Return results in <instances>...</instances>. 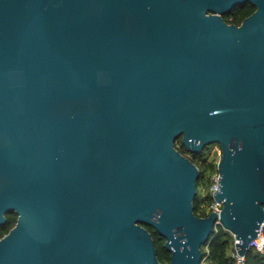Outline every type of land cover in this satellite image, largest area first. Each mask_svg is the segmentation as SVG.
I'll return each instance as SVG.
<instances>
[{"label": "water", "instance_id": "1", "mask_svg": "<svg viewBox=\"0 0 264 264\" xmlns=\"http://www.w3.org/2000/svg\"><path fill=\"white\" fill-rule=\"evenodd\" d=\"M251 2L241 24L224 15ZM217 142L220 212H195ZM0 264H203L264 229V0H0Z\"/></svg>", "mask_w": 264, "mask_h": 264}, {"label": "trees", "instance_id": "2", "mask_svg": "<svg viewBox=\"0 0 264 264\" xmlns=\"http://www.w3.org/2000/svg\"><path fill=\"white\" fill-rule=\"evenodd\" d=\"M238 7L239 5L236 6L232 12L224 15L225 19L227 20V17H232V20L230 21L231 23H239L241 22L245 14H248L247 11L251 10L246 8L241 10L238 9ZM250 8H252L251 5ZM176 147L185 155H187L189 158H191L200 167L201 169L200 179L204 176V168L200 166L199 164L200 161L205 167L207 166L212 169V174L218 171L217 164L214 161L209 160V158L205 156L206 150L208 149L209 146H207L203 150V152L199 154H195L186 148V146L182 142V137H180L176 141ZM211 179L212 177L210 176L206 181V184L208 186L211 182ZM198 193H199V189H198ZM204 198L212 200L213 196L209 191L204 196ZM195 212L199 216L206 215L204 212H202L201 202L199 201L198 194L195 200ZM15 221H16L15 213L10 214L7 223L0 226V238L4 236L7 232H9V230L14 226ZM147 227L153 232L156 246L158 248L159 259L162 262L168 264V262L170 261L171 253L164 246L165 238L160 237L159 233L155 231L153 227L149 225H147ZM207 244H209L208 250L206 249ZM207 244L203 245V250H204L203 264H237V260L233 255V252L235 250V237L229 230L224 228L223 225L218 226L217 230L215 231V234L212 236L210 241L207 242ZM244 264H264V251H259L258 249L251 247L250 251L245 256Z\"/></svg>", "mask_w": 264, "mask_h": 264}, {"label": "built area", "instance_id": "3", "mask_svg": "<svg viewBox=\"0 0 264 264\" xmlns=\"http://www.w3.org/2000/svg\"><path fill=\"white\" fill-rule=\"evenodd\" d=\"M219 178H220V173H219V171H217L213 175V183H212V186L210 189V193L212 194L213 198L209 202L207 208L205 210L202 209V212H204L206 215H208L212 211L220 212L223 208V203L214 198L215 191L220 189V186H221V185H219ZM219 225H222V224H218V226ZM218 226H216V230H217ZM234 237H235V250L233 252V255L235 256V258L237 260V264H244L245 256L240 255L238 253V250L236 247V243L239 241V239H237L235 235H234ZM251 247L258 249L259 251H264V229H262L259 232V234L257 235V237L251 242ZM208 248H209V244L206 245L207 250H208Z\"/></svg>", "mask_w": 264, "mask_h": 264}, {"label": "rangeland", "instance_id": "4", "mask_svg": "<svg viewBox=\"0 0 264 264\" xmlns=\"http://www.w3.org/2000/svg\"><path fill=\"white\" fill-rule=\"evenodd\" d=\"M226 15V14H225ZM227 20L230 22L232 20V17H227ZM205 156L209 158V160L214 161L217 164L218 168V163L222 157V147L219 143L215 142L211 145H209L208 149L206 150ZM200 166L204 168V176L199 180L198 182V198L199 201L201 202V207L203 210H205L211 201V199H205L204 196L210 191L212 183H213V175L215 172L212 174V169L210 167H205L201 161L199 162ZM212 177L211 182L209 186L206 184V181L208 180L209 177ZM205 261V260H204ZM204 263V262H203Z\"/></svg>", "mask_w": 264, "mask_h": 264}, {"label": "flooded vegetation", "instance_id": "5", "mask_svg": "<svg viewBox=\"0 0 264 264\" xmlns=\"http://www.w3.org/2000/svg\"><path fill=\"white\" fill-rule=\"evenodd\" d=\"M250 5L252 6V8H250ZM236 7V6H235ZM234 7V8H235ZM234 8L232 9V11L234 10ZM244 8H246V9H251L250 11H247L248 12V14H245V16L243 17V19L241 20V22H239V23H237V24H241L242 22H243V20L246 18V17H248L249 15H251L252 13H254L255 11H257L258 10V6H256V5H254V4H252L251 2H247V3H245V4H240L239 5V7H238V9H241V10H243ZM231 11V12H232ZM235 12V11H234ZM239 12H241V11H239ZM246 12V13H247ZM228 14V13H227ZM12 213H15V216H16V221H15V223H14V226H15V224L17 223V220H18V214L14 211V212H11V213H7V221L9 220V215L10 214H12ZM7 223V222H6ZM5 223V224H6ZM8 233V232H7Z\"/></svg>", "mask_w": 264, "mask_h": 264}]
</instances>
